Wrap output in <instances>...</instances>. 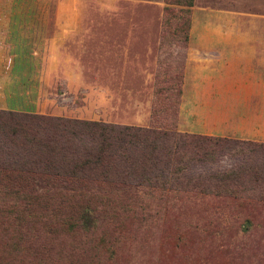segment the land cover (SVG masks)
<instances>
[{
	"label": "rangeland",
	"instance_id": "1",
	"mask_svg": "<svg viewBox=\"0 0 264 264\" xmlns=\"http://www.w3.org/2000/svg\"><path fill=\"white\" fill-rule=\"evenodd\" d=\"M0 18V109L136 126L154 111L164 127L264 142V0H0ZM131 194L149 208L100 207L114 196L95 192L87 229L61 199L18 198L2 207L0 264H264L263 189L238 204Z\"/></svg>",
	"mask_w": 264,
	"mask_h": 264
},
{
	"label": "trees",
	"instance_id": "2",
	"mask_svg": "<svg viewBox=\"0 0 264 264\" xmlns=\"http://www.w3.org/2000/svg\"><path fill=\"white\" fill-rule=\"evenodd\" d=\"M222 156L232 163L212 168ZM142 188L178 200L212 196L238 204L243 194L260 197L264 142L164 127L154 111L146 126H136L0 109V199L11 201L0 200V221L2 207L15 209L18 198L55 197L79 216L77 228L87 229L95 210L87 202L95 192L114 196L95 199L98 206L127 211L149 208L130 201L131 192ZM29 201L22 200L14 220L28 211Z\"/></svg>",
	"mask_w": 264,
	"mask_h": 264
},
{
	"label": "crops",
	"instance_id": "3",
	"mask_svg": "<svg viewBox=\"0 0 264 264\" xmlns=\"http://www.w3.org/2000/svg\"><path fill=\"white\" fill-rule=\"evenodd\" d=\"M11 23V22H10ZM9 19L0 18V47L3 48L5 45V38L9 32ZM7 45V44H6ZM4 54L0 56V60L3 58ZM261 63H264V59H261Z\"/></svg>",
	"mask_w": 264,
	"mask_h": 264
}]
</instances>
